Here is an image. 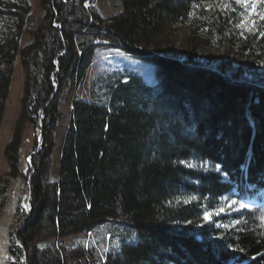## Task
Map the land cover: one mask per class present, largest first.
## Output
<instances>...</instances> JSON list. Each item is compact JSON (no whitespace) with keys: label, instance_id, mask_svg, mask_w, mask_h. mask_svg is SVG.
<instances>
[{"label":"trees","instance_id":"1","mask_svg":"<svg viewBox=\"0 0 264 264\" xmlns=\"http://www.w3.org/2000/svg\"><path fill=\"white\" fill-rule=\"evenodd\" d=\"M40 3L34 17L31 0H0V130L19 54L26 72L6 147L10 177L21 174L27 125L42 131L30 156V215L17 233V260L264 264V81L231 62L209 66L194 48L176 56L161 43L168 27L188 22L204 4L215 9L207 22L219 39H232L235 9L227 0H122L120 13L104 17L96 0ZM27 32L31 39L22 47ZM261 33L242 40L244 49L263 54ZM105 49L150 59L157 81L128 69L106 71L90 99L75 96ZM68 97L59 166L50 179ZM224 196L255 201L230 229L217 226L221 217L204 218L207 205ZM107 223L115 245L104 255L84 243L67 246V236Z\"/></svg>","mask_w":264,"mask_h":264},{"label":"rangeland","instance_id":"2","mask_svg":"<svg viewBox=\"0 0 264 264\" xmlns=\"http://www.w3.org/2000/svg\"><path fill=\"white\" fill-rule=\"evenodd\" d=\"M40 1L31 0L34 17H39L42 13ZM227 3L235 9V31L237 35L235 37L230 36L234 38L219 39L215 29L211 28L207 22L209 15L214 14L215 9L212 5L204 4L196 9L188 22L168 27L162 35L161 43L164 49L172 51L173 54L182 58L190 52L191 48L197 49V57L201 62L209 66H214L218 62L223 61H226L228 64L231 62L233 68H243L244 75L248 78L263 82L264 53L262 54L258 50H253V52L245 50L242 40L247 39L248 36L259 34L260 30L264 28V19L260 18L261 15H264V2H260V0H247L248 6H243L242 3L237 4L235 0H227ZM252 4H255L254 9L251 7ZM96 6L99 13L104 17L116 15L123 9L122 0H96ZM34 26V24H30L29 28L34 29ZM30 39L31 35L28 32L24 33L21 46L23 47L27 44ZM124 69L139 73L150 84L157 81L156 68L150 59L128 55L120 49L98 50L84 81L73 94L88 100L91 98L94 81L101 73ZM25 79L26 72L22 65L21 55L19 54L14 63L13 78L0 130V216L3 207L7 203H12L14 180L21 177L24 184L21 190V197L16 204V213L14 214L10 228L11 246L8 264L24 263V256L19 261L13 254V251H17V233L23 225L22 223L28 212L30 193L28 169L31 163L30 155L37 145L36 139L37 132L39 131V128H36L33 124L27 125L22 146L21 174L17 177H10L8 175L10 165L6 155V147L14 135L16 123L21 113ZM70 103L69 97L62 101L61 108L64 112V118L59 122L56 130L57 143L54 148L50 179H54L57 175L61 147L69 120ZM189 198L190 200L196 199L195 196H190ZM232 201H236L237 203L229 208ZM240 204L246 206L241 208ZM253 205H255L254 200L243 201L233 199L230 196H224L216 203L210 202L207 205L205 213H212L211 216L221 217L216 221L217 226L230 229L238 225L240 213L252 209ZM220 208H224L225 210L216 214ZM261 220L264 226V217ZM110 227V224L107 223L91 232L72 234L65 238V242L69 247L75 246L78 243H84L87 248H93L97 254L104 255L107 247L115 245V241L112 242L111 240Z\"/></svg>","mask_w":264,"mask_h":264},{"label":"bare ground","instance_id":"3","mask_svg":"<svg viewBox=\"0 0 264 264\" xmlns=\"http://www.w3.org/2000/svg\"><path fill=\"white\" fill-rule=\"evenodd\" d=\"M23 185L21 177L14 180L11 200L12 203H7L6 206L3 207L0 216V264H8L10 258V228L12 226L14 214L16 213L17 201L21 197Z\"/></svg>","mask_w":264,"mask_h":264},{"label":"snow or ice","instance_id":"4","mask_svg":"<svg viewBox=\"0 0 264 264\" xmlns=\"http://www.w3.org/2000/svg\"><path fill=\"white\" fill-rule=\"evenodd\" d=\"M235 2L237 4H243V6H248V3H247V0H235ZM260 2H264V0H260ZM224 7H228V5H224ZM251 7L254 9L255 8V4H252ZM261 19H264V15H261L260 17ZM254 23V22H253ZM261 35H264V33H261ZM187 202V201H186ZM237 202L236 201H232L231 204L229 205V208H231L232 205L236 204ZM246 205L244 204H240V207L243 208L245 207ZM225 209L224 208H220L216 214H219V212H223ZM211 215L212 213H205V219L206 220H209L211 219Z\"/></svg>","mask_w":264,"mask_h":264},{"label":"water","instance_id":"5","mask_svg":"<svg viewBox=\"0 0 264 264\" xmlns=\"http://www.w3.org/2000/svg\"><path fill=\"white\" fill-rule=\"evenodd\" d=\"M41 122V121H40ZM41 125H40V127H39V131H40V134H39V138H38V141H40V135L42 134V131H41ZM31 156V155H30ZM29 199H30V193H29ZM28 203H29V207H28V212H27V216L25 217V219H24V221H23V223L22 224H24L25 223V221L28 219V217H29V215H30V200L28 201ZM24 259H25V257H24ZM24 259H23V261H24Z\"/></svg>","mask_w":264,"mask_h":264}]
</instances>
